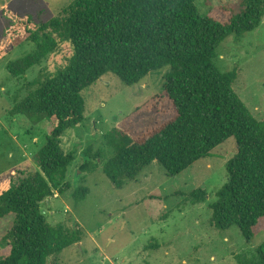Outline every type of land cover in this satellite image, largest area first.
Returning a JSON list of instances; mask_svg holds the SVG:
<instances>
[{
	"label": "trees",
	"instance_id": "obj_1",
	"mask_svg": "<svg viewBox=\"0 0 264 264\" xmlns=\"http://www.w3.org/2000/svg\"><path fill=\"white\" fill-rule=\"evenodd\" d=\"M197 2L73 0L59 16L39 24L12 14L17 22L1 42L0 56L24 39L35 44L8 63L13 76L40 65L61 42L72 43L73 55L65 66L29 82L25 97H15L12 114L33 123L48 119L53 126L36 154L37 171L18 182H0V220L13 216L11 248L7 254L0 251V264H47L49 257L81 239L77 231L52 225L42 203L56 190L64 194L71 188L67 176L75 156L65 152L61 138L85 119L83 91L110 72L131 86L171 68L162 93L107 135L115 153L103 170L114 185L123 187L153 162L176 176L234 137L237 151L211 206L212 224L221 230L237 225L248 241L264 228V121L234 89L237 71L224 72L216 63L218 48L228 37L261 25L264 0H236V9L222 6L206 14ZM97 167L87 158L81 170ZM89 191L80 187L75 197L81 200ZM206 196L202 188L191 193L194 202ZM239 263L264 264V246L251 258L239 257Z\"/></svg>",
	"mask_w": 264,
	"mask_h": 264
},
{
	"label": "rangeland",
	"instance_id": "obj_2",
	"mask_svg": "<svg viewBox=\"0 0 264 264\" xmlns=\"http://www.w3.org/2000/svg\"><path fill=\"white\" fill-rule=\"evenodd\" d=\"M72 1L0 0V44L17 22L13 13L30 16L39 24L59 16ZM197 4L201 14L238 6L236 0H198ZM34 47L24 39L0 56V182L5 178L18 182L37 171L36 154L53 126L48 119L33 123L24 115L12 114L15 97H25L29 82L43 71L65 66L73 55L72 43L61 42L40 65L24 76H13L8 63ZM216 63L224 72L237 71L234 89L252 114L264 121V18L255 30L221 43ZM170 69L155 71L131 86L110 72L83 91L85 119L61 138L65 152L75 156L67 176L71 188L64 194L56 190L42 203L52 225L77 231L81 239L49 257L47 264H240L239 257L251 258L264 246V228L248 241L237 225L221 230L212 224L211 206L228 179V161L237 151L234 137L176 176L153 162L119 188L105 174L103 165L115 153L107 135L162 93ZM87 158L97 163L95 171L81 170ZM80 187L90 191L78 200L75 191ZM199 188L207 196L194 202L191 193ZM12 223L13 216L0 220L3 254L11 248Z\"/></svg>",
	"mask_w": 264,
	"mask_h": 264
}]
</instances>
